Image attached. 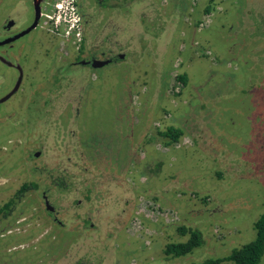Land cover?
I'll list each match as a JSON object with an SVG mask.
<instances>
[{
    "label": "rangeland",
    "instance_id": "1",
    "mask_svg": "<svg viewBox=\"0 0 264 264\" xmlns=\"http://www.w3.org/2000/svg\"><path fill=\"white\" fill-rule=\"evenodd\" d=\"M11 1L26 26L32 0ZM59 2L17 41L26 76L0 103V264H191L252 240L264 213V0H76L87 23L73 28ZM90 54L115 60L72 66ZM15 75L0 63V95ZM168 126L178 142L160 134ZM180 226L204 243L167 256L188 238Z\"/></svg>",
    "mask_w": 264,
    "mask_h": 264
},
{
    "label": "trees",
    "instance_id": "2",
    "mask_svg": "<svg viewBox=\"0 0 264 264\" xmlns=\"http://www.w3.org/2000/svg\"><path fill=\"white\" fill-rule=\"evenodd\" d=\"M177 79L181 83H187L188 80L185 73L179 75ZM160 134L168 138L170 143H176L179 141L183 132L179 127L168 126L165 130L160 131ZM56 184L58 187L64 189L67 186V181L65 182L64 179L59 178ZM31 187H37L36 183H24L15 195L20 197ZM12 203L13 200L5 203L1 211H6ZM254 227L256 230L255 237L245 244L233 248L230 254L223 257H209L198 262H192L191 264H222L225 261L233 264H260L264 256V213L255 221ZM179 231L182 235H188V238L184 241L167 243L164 248V252L167 256H185L203 245L204 237L199 229L180 226Z\"/></svg>",
    "mask_w": 264,
    "mask_h": 264
},
{
    "label": "flooded vegetation",
    "instance_id": "3",
    "mask_svg": "<svg viewBox=\"0 0 264 264\" xmlns=\"http://www.w3.org/2000/svg\"><path fill=\"white\" fill-rule=\"evenodd\" d=\"M49 1H51V0H41V2H40L41 9H42V15L44 13L43 12L44 11V5L46 2H49ZM15 5L16 4H14L11 0H0V16L4 17L3 21L0 23V63L5 65L9 69L13 70L16 74L12 84L8 87V89L4 93H2L0 95V99L3 98L4 96H6L11 90H13V88L17 84V81H18L21 74H22V80H21V83H20L18 90L12 96H10L7 100L0 102V103H4V102L10 100L21 89V85H22L23 80L25 79V76H26V70L19 61H16L17 60V54H18L17 51L21 49V46L18 47V50L15 48V46H16L17 41L26 37V35H28L29 33H31L33 30H35L38 27L39 22L42 18V15H41V18L39 19V22L35 28H33L29 32H27V33H25V34L14 39V37L18 36L20 33H22L28 27H30L32 25V23L34 22V18H35L34 0H32V4H31L33 16H32L30 23H28L26 26H24L22 24V22L19 20V18H16L17 9H15ZM81 9H82V5L78 4V10L81 11ZM81 16H82V19L79 18L80 22L83 25H86L87 19L84 17V15H81ZM24 48H25V46H23V49ZM95 60H109L108 64H110L111 62H114L115 57L100 59V58H97L94 54H90L86 58L72 62V66L79 64V65H83V66H88L90 68H95L92 65V63ZM108 64H106V65H108ZM104 66H102V67H104ZM98 68H101V67H98ZM44 197L46 198L45 195H44ZM51 209H52V211L54 210V208H51Z\"/></svg>",
    "mask_w": 264,
    "mask_h": 264
},
{
    "label": "water",
    "instance_id": "4",
    "mask_svg": "<svg viewBox=\"0 0 264 264\" xmlns=\"http://www.w3.org/2000/svg\"><path fill=\"white\" fill-rule=\"evenodd\" d=\"M40 2L41 0H34V7H35V18H34V22L32 23V25L30 27H28L25 31H23L22 33H20L18 36L14 37L17 38L27 32H29L30 30H32L33 28H35L39 22V19L41 18V15H42V9H41V5H40ZM109 63V60H95L92 65L95 67V68H98V67H102L106 64ZM21 80H22V74L20 75L18 81H17V84L15 85V87L13 88V90H11L6 96H4L3 98L0 99V102H3L5 100H7L10 96H12L19 88L20 86V83H21ZM46 204L48 206L49 209L50 206H49V202L46 201ZM52 210V209H51Z\"/></svg>",
    "mask_w": 264,
    "mask_h": 264
},
{
    "label": "built area",
    "instance_id": "5",
    "mask_svg": "<svg viewBox=\"0 0 264 264\" xmlns=\"http://www.w3.org/2000/svg\"><path fill=\"white\" fill-rule=\"evenodd\" d=\"M76 0H60L56 4L57 20L70 22V28L76 26L79 16L76 14Z\"/></svg>",
    "mask_w": 264,
    "mask_h": 264
}]
</instances>
